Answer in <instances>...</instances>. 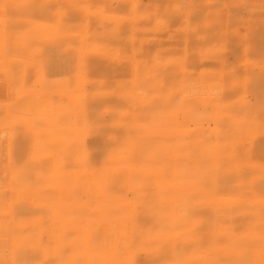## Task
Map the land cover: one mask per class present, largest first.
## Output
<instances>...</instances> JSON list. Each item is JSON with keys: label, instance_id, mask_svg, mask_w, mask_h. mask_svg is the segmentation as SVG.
<instances>
[{"label": "bare ground", "instance_id": "6f19581e", "mask_svg": "<svg viewBox=\"0 0 264 264\" xmlns=\"http://www.w3.org/2000/svg\"><path fill=\"white\" fill-rule=\"evenodd\" d=\"M196 3L0 0V264H264V30Z\"/></svg>", "mask_w": 264, "mask_h": 264}, {"label": "rangeland", "instance_id": "374dc122", "mask_svg": "<svg viewBox=\"0 0 264 264\" xmlns=\"http://www.w3.org/2000/svg\"><path fill=\"white\" fill-rule=\"evenodd\" d=\"M201 1L208 3L207 6L194 4L192 8L193 16L194 18L199 17L202 14V10L206 7V12H209L214 17L210 20V27L212 28L225 27L230 29V31L237 29L243 35L250 29L264 30V0Z\"/></svg>", "mask_w": 264, "mask_h": 264}]
</instances>
